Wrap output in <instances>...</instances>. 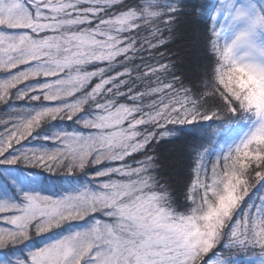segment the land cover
I'll list each match as a JSON object with an SVG mask.
<instances>
[{
  "label": "snow or ice",
  "instance_id": "1",
  "mask_svg": "<svg viewBox=\"0 0 264 264\" xmlns=\"http://www.w3.org/2000/svg\"><path fill=\"white\" fill-rule=\"evenodd\" d=\"M0 105V264H264V0H0Z\"/></svg>",
  "mask_w": 264,
  "mask_h": 264
},
{
  "label": "trees",
  "instance_id": "2",
  "mask_svg": "<svg viewBox=\"0 0 264 264\" xmlns=\"http://www.w3.org/2000/svg\"><path fill=\"white\" fill-rule=\"evenodd\" d=\"M200 2V0H197ZM193 25L185 21L178 28L179 36L170 43L166 49L161 51L168 52L172 59L176 61L177 66L196 78V68L203 63V58L196 48L192 46ZM5 107L0 105V114H3ZM71 125H67L69 127ZM194 143L192 137L184 136L180 139L161 142L158 146L157 153L160 157V175L166 178L176 189V194L182 198L184 179L190 170L192 163L191 148Z\"/></svg>",
  "mask_w": 264,
  "mask_h": 264
},
{
  "label": "rangeland",
  "instance_id": "3",
  "mask_svg": "<svg viewBox=\"0 0 264 264\" xmlns=\"http://www.w3.org/2000/svg\"><path fill=\"white\" fill-rule=\"evenodd\" d=\"M71 125L70 122H62L59 126H67V125ZM178 197V196H177ZM179 198V197H178Z\"/></svg>",
  "mask_w": 264,
  "mask_h": 264
},
{
  "label": "bare ground",
  "instance_id": "4",
  "mask_svg": "<svg viewBox=\"0 0 264 264\" xmlns=\"http://www.w3.org/2000/svg\"><path fill=\"white\" fill-rule=\"evenodd\" d=\"M70 124H71V122H70ZM72 126V125H71ZM62 127H66V126H62Z\"/></svg>",
  "mask_w": 264,
  "mask_h": 264
}]
</instances>
